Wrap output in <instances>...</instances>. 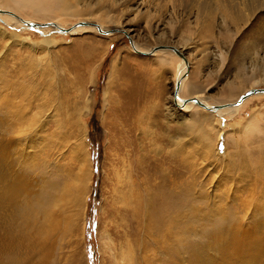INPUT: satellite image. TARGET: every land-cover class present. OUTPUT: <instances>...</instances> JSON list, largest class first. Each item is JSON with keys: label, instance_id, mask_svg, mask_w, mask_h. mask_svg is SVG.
Returning a JSON list of instances; mask_svg holds the SVG:
<instances>
[{"label": "rangeland", "instance_id": "374dc122", "mask_svg": "<svg viewBox=\"0 0 264 264\" xmlns=\"http://www.w3.org/2000/svg\"><path fill=\"white\" fill-rule=\"evenodd\" d=\"M32 1L46 4L47 11L22 8L17 13L38 23L35 29L5 22L0 10V132L8 138L11 161L21 165L33 191L17 208L13 234L24 226L21 222L28 211L37 215L36 226L44 224L63 188L73 190L80 159L87 154L90 169L82 207L72 200L60 210L62 227L72 214L74 230L52 240L54 250L46 264H130L122 254L129 245L136 249L139 264L144 258L152 262L160 251L170 256L169 261L176 254L181 264H192L191 258L196 255L202 260L215 244L226 253L221 259L211 249L217 264H226L229 256H240L238 249L245 251L253 239H260L264 231V95L243 102L237 114L218 117L217 123L220 120L225 129L218 139L213 127L209 129L214 121L203 115L212 113L191 101H205V97L210 103H237L255 86L264 88L263 82L232 94L226 90L238 68L254 76L264 73V12L262 19L253 18L243 29L228 22L223 25L216 15L211 34L199 28L196 0H181V5H174V0H78L80 7L92 2V8L100 7L98 14H109L100 20L106 29L94 33L87 28L74 31V25H92L80 15H60V1ZM207 2L214 6L216 0ZM49 22L63 24L69 32L48 29ZM115 28L123 31L114 32ZM219 30H229L234 42L224 43ZM124 32L141 49L173 46L184 59L173 51H168V60L159 51L136 53ZM45 38L53 42L48 44ZM253 41L256 48L249 53ZM220 52L226 53L224 59ZM183 63L189 66L190 80L179 96L197 107L192 113L199 117L190 122L193 126L183 117L185 105L173 102L177 70ZM255 111L259 117L254 128L247 123L250 131L239 126L231 132L235 121L242 124L249 118L253 122ZM205 131L214 137L208 143L219 154L202 141ZM147 160L153 164L148 166L152 175L142 168L139 172L138 161ZM148 193H155L152 205L157 204L154 198L164 202L166 211L160 213L157 208L156 212L160 221L168 218L166 227L158 226L151 215L149 221L146 214L136 217V209L143 210L137 198L147 199Z\"/></svg>", "mask_w": 264, "mask_h": 264}, {"label": "bare ground", "instance_id": "6f19581e", "mask_svg": "<svg viewBox=\"0 0 264 264\" xmlns=\"http://www.w3.org/2000/svg\"><path fill=\"white\" fill-rule=\"evenodd\" d=\"M57 1H60V3H59L60 7L57 6V7H59V8H57L58 9L57 11L60 13V15L64 14V12L67 15H73V16L80 15V16H82V18H84L83 19L84 22H87V23L92 25V26H83L82 25L79 27H76V25H74L73 26L74 31H79L80 29L82 30L84 28H87V29H90V31H92V32L94 31V33H95V31H102V29H106V27L100 23V20L107 19L109 17V14L108 13H102L100 11H99L100 13L98 14L97 11L100 9V7L92 8V4H93L92 2H89L88 4L85 2L86 5L84 4V7H80L78 0H57ZM173 2L175 3L174 5H181V0H174ZM263 5H264V0H216L214 6H210V4L207 2V0H196V2L194 4V8L197 12L196 13L197 19H199L202 22V23H200L199 28H201L204 32L213 34V29L216 27V21H214L217 18V17H215L216 15L221 16V20H222L223 25L224 24L227 25L226 22H228V23H232L233 25H235L236 28L238 27V28L243 29V26L246 27V26H248V24L251 21H255L253 18H256L258 16H259V18H261L263 16V14H262V12H264ZM261 7H263V10L260 9ZM22 8L32 10L35 13H40L42 10L45 11L46 4H43L41 2L35 3L32 0H0V10L3 11V13H1V14L3 15L5 22L13 23V24H16L19 26L22 24L25 27L30 28V29L31 28L32 29L37 28L36 26L35 27L31 26V24H35L36 22L25 20L22 18L21 15H19L17 13V12H21ZM102 9H103V7H102ZM257 10H259V11H257ZM46 11H47V9H46ZM91 17H93V18H91ZM262 18H264V17H262ZM49 23H50V25L51 24L52 25L48 29L53 28L54 30H57L59 32L60 29L63 28V26H62L63 24L61 25L57 22H49ZM36 24H38V23H36ZM116 29H118V28H115V30ZM54 30H52V31H54ZM120 30H122V29H120ZM43 31H45V30H43ZM104 33H106V32H104ZM219 34H221V36L223 37V40L225 41L224 43H228V45H229V43L232 44L234 42L233 41L234 38L233 39L231 38V34H230L229 30H227V31L219 30ZM14 35L16 37L17 36L19 37V35L16 33H14ZM44 41H46L48 44H51L53 42V39L45 38ZM261 42L259 41L258 43H261ZM255 44L253 41L252 47H249L247 52L251 53V51L254 50L253 47L255 46ZM131 46L135 52H136V50H139L142 52H148V53H154L155 51H157V52L159 51L160 53H162V55L160 53L159 54L161 55V57H163L164 60L169 59V56H170L169 52H171V51L176 53V55H179L175 50H173L171 48H165V47H161L159 49H157L156 47L155 48L150 47L151 50H145L144 48L141 49V46L138 43L136 44V42H134V41H133V44H131ZM254 48H256V47H254ZM224 52H220L221 59L225 58V57L223 58L224 54L226 55V53H224ZM245 56H246V54H245ZM181 58H183V57H181ZM187 69H188V72H187ZM237 70L238 71L235 73V76H234L236 78L235 81L229 82L227 85V88H226V90H229L231 94L234 92H238L240 90L246 89L245 86L258 85L259 83L264 82V73H263V75L254 76V74L250 73V72H248V74H247V70L245 71V70H242L240 68H238ZM255 73H258V71H255ZM177 76H178L177 82L178 81L180 82V88H179L177 96H175L174 92H173V102L176 106H180L182 108L185 105L186 108L184 107L185 108L184 111H185L186 115L184 114L183 117L186 118L185 120L190 126H193V125H191L190 122L193 123V121L198 119V117H199V116L194 115L192 113V112H194L193 109L197 108L194 104L196 101L195 100L191 101L194 103H191V102L187 103V102H184L186 99H183V98L181 99V97L179 96L181 93L183 94L185 92L187 85L189 86V82H188V80H190L189 66H187L186 63H183L180 66V68H178ZM176 83H175V87H176ZM251 88H253V87H251ZM255 89H257V88H255ZM174 90H175V88H174ZM253 94L254 95L250 98H248L250 96L249 95V96L243 98L241 101H238L239 104H238V102L235 103V101H233V102L228 101V102H224V103H217V102L210 103L209 99H207V98L205 99V97H204L205 101H202V99L200 100L199 98H197L200 101H202L204 104H206L208 107L218 106V108H216V109H212V110L206 109V111H209L212 114L205 115L203 113L204 117H211L210 121H212V120L214 121V124H212V123L210 124L211 127H209V129L213 127L212 131L217 136L215 138L218 139L220 133L224 132V130H225V129L223 130V124L219 122L220 120L217 123L216 120H218V117L223 116L227 113H230V114L236 113L237 114L240 111V108L243 107L241 105L243 102H245L244 104H246L249 99H251L255 96L261 97L262 95H264V93H261V92H257V93H253ZM179 100L182 103V105L179 102ZM224 105H226V106H224ZM197 113L199 115V112H197ZM257 113H258L257 111H255L253 113L254 115H256V119L253 118L254 119L253 122L251 120H249V118H248L247 121L245 123L243 122L242 124L240 122H237V121L232 123L233 126H231V129H230L231 132L234 129L237 130L236 128H238L239 126H243L245 129H249V126H245V124H247V123H249V125L253 124V128H254L255 127L254 123H257V119L259 117V115H257ZM3 122L6 123V119L3 118ZM183 123H185V122H183ZM206 124H209V123H206ZM249 131H250V129H249ZM6 132H7V130H6ZM227 133L229 134V131ZM235 133H236V131H235ZM205 137H206V139H205ZM205 137L202 141H204L207 148L209 150H211L213 146L210 145L208 143V141L212 137V134L209 132H206ZM212 138H214V137H212ZM7 142H9L8 138L4 136V133L0 132V253H1L0 254V264H31V263L32 264H46L48 261V257L51 255V253L54 250V247L52 246V240L57 235H59L61 232L66 235L69 233L71 234L74 230L75 220L72 219L73 218L72 214L70 215L68 225L65 228L62 227V223H60L61 222L60 210L68 208L70 206V204L72 203V200H73V203H75L79 206V208L82 207L81 202L84 200V197H86L85 195H86L88 179H89V169H90L89 157L86 154V156L84 155V157L82 159H80L81 168H80L79 174L75 180L73 190L70 186H65L63 188L62 194L59 197H57V199H56V203H55L53 210L51 211V214L47 215L45 217L44 224L43 225L40 224V227H38L39 225L36 226L35 222L37 223V221H36L37 215L32 214L30 211H28L25 213V216H24L25 219L21 222V225L24 224V226L18 228V233L16 235V234H13V231H14V223L17 222V221L15 222V220L17 218H19V215H18L19 211L17 210V208L18 209L22 208L23 198L27 197V196H31L33 191L30 190V189H32V186H31V182L28 180V176L24 172L21 171V165H16L13 162V160L11 161V157L9 156L10 153L8 152L10 150H9V146L7 145ZM16 150H17V148H16ZM212 151L219 154L218 151L215 149H212ZM150 162L151 161H149V160H147V162L146 161H144V162L138 161L139 172H140V168H142V171L145 172L146 174H149V175L154 174L153 172L150 171L151 169H148V166H150L152 164ZM143 172H141V173L145 174ZM146 179H148V178L146 177ZM151 180H154V179L151 178ZM135 182H137V181L135 180ZM146 183H148V181ZM36 185H37V183H36ZM145 186H146V184H145ZM143 188H144V186H143ZM150 190L152 191V189H150ZM157 191H155L156 194L152 193L149 195V193H148L147 199H146V197H144V199L142 198V200L140 199L141 197L137 198V199H139L138 201L142 204L143 210L140 211V209L137 208L136 211L139 212V214L137 213L136 217L139 219H142L143 216L146 214L147 215L146 221H149V217L151 215L154 217V220H152V221H154L155 223L158 224V226H160V225H164L165 221L168 220V218L161 217L160 218L161 221H160L158 218L159 214L156 212L157 208L160 210V213H163L162 211H166L165 206H164V202L159 203V201L154 198V202H155L154 204H156V203L157 204L156 205L151 204L150 200L153 201V198L151 199V197H154L153 194H155V196L159 197V195H157ZM70 197H72L73 199ZM168 199H170V198H168ZM138 201H137V204H138ZM165 202H167V201L165 200ZM134 204H136V203H134ZM139 208H141V207H139ZM170 210H172V209H170ZM37 211H39V210H37ZM78 215H79V213H78ZM4 217L7 219V222H5V223H3L1 221V219ZM148 226H150V224ZM154 228L155 227H153V229ZM147 229H149V228H147ZM240 233H242V229H241ZM108 235L109 236H107V237L112 240V243H111L113 245L112 247H116V245H115L116 241L110 236L109 233H108ZM162 238H165V237H162ZM239 238H240V236H239ZM247 238H249V237H247ZM243 239H244V236H243ZM248 240H246V242H248ZM239 242H240V240H239ZM248 243L250 244V242H248ZM222 245L223 244H221V246ZM237 245L242 246V245H240V243ZM130 246L131 245H129V247ZM243 246H244V244H243ZM129 247H128L127 251H125L126 253L125 254L122 253V254L125 256L126 259L129 260L130 264H139V260L136 257L137 255H135L136 249L134 250V249L129 248ZM245 247H246V249H245V251L243 250L244 252L241 251L242 249L241 250L238 249L240 256H237V254H236V256L234 255L235 257L229 256L227 259L224 258L226 260V264H264V231H263V235L260 236V239L259 238L253 239V242L251 243V245H249L248 247L247 246H245ZM210 248L213 249L217 254H219L222 257V258L220 257L221 259H223V257H225L226 253H225V251L223 252V250L221 249L222 247H219L217 244H215L213 246L211 245ZM241 248H243V247H241ZM211 249H209L210 252L202 260L197 259L196 255L193 258H191L192 261H194L192 264H195V261H197L199 264H217L216 260H218V259L216 258L214 252L211 251ZM228 249H230V248H228ZM139 252H140V250H139ZM238 252H236V253H238ZM169 257L170 256H168L167 253H165L164 251H160L159 256L156 259H154L152 262L149 261L150 260L149 258H144L142 260L143 261L142 263L147 264L148 262H150V264H181L179 261L178 255L175 254L174 257L172 259H170V261H169ZM140 259H142V258L140 257ZM221 263L223 264V262H221Z\"/></svg>", "mask_w": 264, "mask_h": 264}, {"label": "water", "instance_id": "95a60500", "mask_svg": "<svg viewBox=\"0 0 264 264\" xmlns=\"http://www.w3.org/2000/svg\"><path fill=\"white\" fill-rule=\"evenodd\" d=\"M31 26L32 27H38L39 26V24H31ZM65 30H66V32H69V30L68 29H64V28H62V29H60V31H63V32H65ZM117 32V31H123V30H120V29H116V30H114V32ZM125 33V32H124ZM126 35H127V37L129 38V41H130V43L131 44H133V40L129 37V35L127 34V33H125ZM161 47H165V48H171V49H173V50H175L180 56H182L183 57V54L176 48V47H173V46H161ZM157 49H159V47H156ZM136 52L137 53H139V54H150V53H148V52H142V51H139V50H136ZM179 88H180V82L178 81L177 83H176V87H175V90H174V95L175 96H177V94H178V91H179ZM257 92H264V88H259V89H251L247 94H245V95H243L242 97H241V99H239V101H241L243 98H245V97H247V96H249V95H251V94H253V93H257ZM190 100V99H189ZM189 100L188 99H186L184 102H189ZM193 100V99H192ZM194 100L200 105V106H202V107H204V108H206V109H209V110H212V109H216V108H218V106H213V107H208L206 104H204L202 101H200L199 99H197V98H194ZM222 106V105H221Z\"/></svg>", "mask_w": 264, "mask_h": 264}]
</instances>
